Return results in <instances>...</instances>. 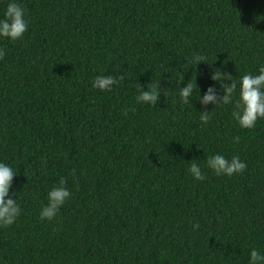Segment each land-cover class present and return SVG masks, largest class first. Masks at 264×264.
Wrapping results in <instances>:
<instances>
[{
    "label": "trees",
    "instance_id": "trees-1",
    "mask_svg": "<svg viewBox=\"0 0 264 264\" xmlns=\"http://www.w3.org/2000/svg\"><path fill=\"white\" fill-rule=\"evenodd\" d=\"M20 2L28 30L0 39V160L21 214L0 228V264H247L264 252V119L240 129L232 105H184L175 82L216 83L208 62L187 63L195 54L230 80L255 73L264 0ZM98 75L117 83L93 88ZM159 83L156 104L136 103L139 85ZM216 153L247 167L217 176L205 167ZM61 178L71 197L41 221Z\"/></svg>",
    "mask_w": 264,
    "mask_h": 264
},
{
    "label": "clouds",
    "instance_id": "clouds-1",
    "mask_svg": "<svg viewBox=\"0 0 264 264\" xmlns=\"http://www.w3.org/2000/svg\"><path fill=\"white\" fill-rule=\"evenodd\" d=\"M29 21L25 8L20 0H7L0 16V39H8L17 41L22 39L28 30ZM6 52L0 48V59H3ZM187 63H194L195 66L201 62H208V75L214 84L209 85L206 91L201 90L190 79L180 86L182 80H175L176 87L179 88L180 102L184 105L192 103V98L207 109L209 104L214 105H232L231 116L240 129H250L256 126L258 120L264 119V64H260L255 73L248 72L240 76L239 81L230 80L229 74L221 69L213 70L211 62L205 60L201 55L195 54L191 58L186 59ZM123 79V77H119ZM225 80L230 81L224 83ZM117 83V78L111 75H98L92 80V87L101 91H108ZM219 85V87H217ZM166 91L164 92L165 95ZM198 93V94H197ZM161 87H146L139 85L136 103L143 105H154L160 99ZM209 111H200V122L207 124L210 119ZM239 141V137H234ZM205 167L210 169L217 176L231 177L234 174L242 173L247 167L246 163L239 156H232L230 159L225 155L216 153L208 156L205 161ZM14 168L0 160V228L11 226L21 214V207L17 202L16 195L11 192L13 179L16 176ZM186 174L190 175L196 181H203L206 177L201 166L196 163H190L186 168ZM66 181L61 178L57 185H53L46 193L47 203L44 204L39 212L41 221H52L56 218L61 207L71 197L70 190L65 186ZM199 225H194L198 227ZM247 264H264V252L256 247L251 248L248 254Z\"/></svg>",
    "mask_w": 264,
    "mask_h": 264
},
{
    "label": "bare ground",
    "instance_id": "bare-ground-1",
    "mask_svg": "<svg viewBox=\"0 0 264 264\" xmlns=\"http://www.w3.org/2000/svg\"><path fill=\"white\" fill-rule=\"evenodd\" d=\"M201 184V183H200ZM196 201V200H195Z\"/></svg>",
    "mask_w": 264,
    "mask_h": 264
}]
</instances>
